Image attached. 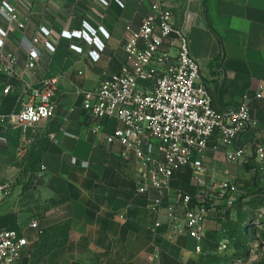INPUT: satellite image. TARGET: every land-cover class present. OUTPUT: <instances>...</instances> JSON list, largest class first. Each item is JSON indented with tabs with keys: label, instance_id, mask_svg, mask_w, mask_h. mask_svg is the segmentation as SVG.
Segmentation results:
<instances>
[{
	"label": "crops",
	"instance_id": "0c3cea01",
	"mask_svg": "<svg viewBox=\"0 0 264 264\" xmlns=\"http://www.w3.org/2000/svg\"><path fill=\"white\" fill-rule=\"evenodd\" d=\"M26 23L23 34L13 37L18 71L40 87L46 79H58V111L28 134L22 153V131L6 128L0 121V184L9 195L0 205V230H17L30 244L15 264H192L195 242L183 232L171 240L172 230L165 204L156 207L155 190L148 196L137 192L143 174L133 157L125 158L119 143L107 145L93 131L83 110V90H91L118 75L126 59L127 27L138 30L156 0H7ZM180 25L191 19L189 44L201 66L202 81L220 112L237 109L244 96L252 109V126L232 147H221L213 138L205 153V165L218 181L237 180L244 166L227 159V153L244 150L247 163L254 141L264 144V0H165ZM121 3V4H120ZM103 27L109 34L98 63L85 41L61 39L62 32ZM40 27L53 32L49 41L55 53L43 50L36 75L27 68V55L19 41L32 40ZM71 45L83 52L76 53ZM18 46V47H17ZM18 86L17 79H11ZM3 85L0 84V94ZM21 90L2 101V115L19 111L27 95ZM21 95V96H20ZM115 119L103 124L111 134ZM250 160V159H249ZM194 172L177 174L173 188L195 193ZM162 212V214H159ZM216 213L206 222L215 229ZM38 221L37 230L31 228ZM161 226L156 227V223Z\"/></svg>",
	"mask_w": 264,
	"mask_h": 264
},
{
	"label": "built area",
	"instance_id": "2783aa9c",
	"mask_svg": "<svg viewBox=\"0 0 264 264\" xmlns=\"http://www.w3.org/2000/svg\"><path fill=\"white\" fill-rule=\"evenodd\" d=\"M175 19L165 0H156L140 29L127 27L126 59L121 72L80 94L93 131L102 136L107 145L121 144L122 155L133 157L143 173L137 183L138 194L148 196L155 190L156 207L166 205L165 214L172 230L170 239L187 233L195 242V253L200 255L209 238L206 222L213 212L217 213L214 203L223 202L232 208L239 193L231 179L215 181L209 178L205 153L213 138L219 145L216 151L221 147H232L252 126V109L247 102L248 96H244V103L237 109L220 112L214 108L212 95L202 81L201 66L191 53V19L186 17L180 25ZM25 30L26 23L16 8L7 0H0V84L3 85L0 121L7 129L20 128L22 153L29 144V132L54 118L58 111V79H46L36 87L18 71L13 37ZM99 34L109 39L103 27L95 30L84 23L80 31L62 32L60 40L77 38L85 41L94 48L88 53L89 58L98 63L106 49ZM52 35L50 29L40 27L32 40L23 36L19 41L27 55V68L33 75H36L43 50L56 52V47L49 41ZM70 49L83 52L75 45ZM11 79H17L19 85L13 86ZM15 90H21V95H27L28 100L22 101L19 111L2 115L3 99ZM263 92L264 86H260L258 99L263 98ZM111 119H115L119 127L108 134L103 131V124ZM256 158L264 162L263 147L257 148ZM227 159L240 166L247 164L241 149L228 152ZM185 169L194 172L197 191L191 195L182 188L172 187L177 174ZM10 191L8 184H0V205ZM30 226L42 234L38 221H33ZM155 226H161V222ZM29 244V238L17 230H0V264L17 263Z\"/></svg>",
	"mask_w": 264,
	"mask_h": 264
},
{
	"label": "rangeland",
	"instance_id": "374dc122",
	"mask_svg": "<svg viewBox=\"0 0 264 264\" xmlns=\"http://www.w3.org/2000/svg\"><path fill=\"white\" fill-rule=\"evenodd\" d=\"M262 140L254 141L245 171L232 179L239 189L235 206L214 203L215 229L192 264H264V162L256 158L257 148H264ZM209 178L215 180L212 174Z\"/></svg>",
	"mask_w": 264,
	"mask_h": 264
},
{
	"label": "trees",
	"instance_id": "16d2710c",
	"mask_svg": "<svg viewBox=\"0 0 264 264\" xmlns=\"http://www.w3.org/2000/svg\"><path fill=\"white\" fill-rule=\"evenodd\" d=\"M205 246H206V244H205ZM205 246H204V249H205Z\"/></svg>",
	"mask_w": 264,
	"mask_h": 264
}]
</instances>
